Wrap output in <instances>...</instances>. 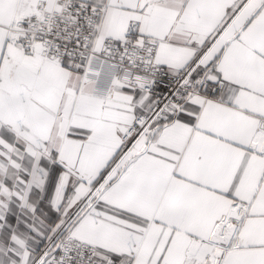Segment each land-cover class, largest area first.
<instances>
[{
    "label": "snow or ice",
    "instance_id": "snow-or-ice-1",
    "mask_svg": "<svg viewBox=\"0 0 264 264\" xmlns=\"http://www.w3.org/2000/svg\"><path fill=\"white\" fill-rule=\"evenodd\" d=\"M0 264H264V0H0Z\"/></svg>",
    "mask_w": 264,
    "mask_h": 264
}]
</instances>
